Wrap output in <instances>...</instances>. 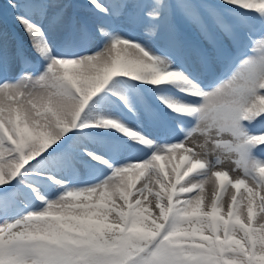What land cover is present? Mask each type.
<instances>
[{"label": "snow or ice", "instance_id": "snow-or-ice-1", "mask_svg": "<svg viewBox=\"0 0 264 264\" xmlns=\"http://www.w3.org/2000/svg\"><path fill=\"white\" fill-rule=\"evenodd\" d=\"M0 264H264V0L0 6Z\"/></svg>", "mask_w": 264, "mask_h": 264}, {"label": "bare ground", "instance_id": "bare-ground-1", "mask_svg": "<svg viewBox=\"0 0 264 264\" xmlns=\"http://www.w3.org/2000/svg\"><path fill=\"white\" fill-rule=\"evenodd\" d=\"M11 16H12L11 11L9 12V14H6V16H4V18H5V20H6L7 24H8L9 29L17 31V32H20V34L23 35L22 30L20 29V26L19 25H15L13 23V21L11 19Z\"/></svg>", "mask_w": 264, "mask_h": 264}, {"label": "rangeland", "instance_id": "rangeland-1", "mask_svg": "<svg viewBox=\"0 0 264 264\" xmlns=\"http://www.w3.org/2000/svg\"><path fill=\"white\" fill-rule=\"evenodd\" d=\"M7 3V0H0V5L3 6ZM10 10H8L6 7L3 8L4 14H9Z\"/></svg>", "mask_w": 264, "mask_h": 264}]
</instances>
